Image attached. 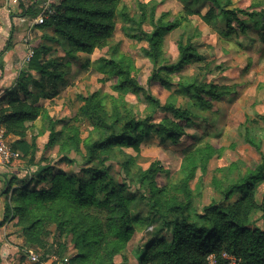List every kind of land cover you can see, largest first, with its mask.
<instances>
[{
	"label": "trees",
	"instance_id": "trees-1",
	"mask_svg": "<svg viewBox=\"0 0 264 264\" xmlns=\"http://www.w3.org/2000/svg\"><path fill=\"white\" fill-rule=\"evenodd\" d=\"M179 1L186 15L197 14L207 24L215 23L217 15H220L227 30L234 29V21H238L243 29L245 19L240 16L244 15L257 27V37L264 40L262 9L229 8L231 0ZM200 4L208 5L206 12L201 13ZM20 6L24 7L22 2ZM50 6L49 15L37 25L51 33L44 39L59 46L70 59L76 58L79 52L106 46L117 23L122 22L123 25H134L135 33L131 36L147 42L141 51L150 62L149 81L159 83L166 90H171L169 79L172 74L192 61L204 60L192 43L194 33L184 35L190 29L189 20L183 14L172 18L167 12L156 15L157 3L138 2L134 13L122 0H59ZM39 11V7L33 4L24 9L31 15ZM144 24L149 25V29H144ZM176 28L183 30L176 40L177 61L170 63L163 50V36ZM54 50L49 43L42 41L20 69L16 84L24 94L30 93L29 85L46 96L50 88L53 92L49 91V94L56 92L68 61L51 55ZM97 69L107 78L117 80L114 84L116 89L125 88L138 97L141 95L148 111L142 112V116L137 114L122 94L112 98L108 105L107 96L96 93L78 95L82 104L72 119L47 115L41 105L35 104L37 98L29 102L10 95L5 99L6 105L0 106V126L4 127L5 136H17L10 147L13 151H20L23 157L27 156L28 165L36 164L28 179L17 180L16 183V176L13 175L7 180L9 187L19 185L13 188L6 213L13 210L17 215V224L24 233L25 242L42 252L40 261L54 256L63 264H114L115 254L124 249L136 227L157 223L160 226L158 232L166 234L145 247L140 257L141 264H208V255L213 254L223 261L224 252L239 257L241 264H264V226H258L251 218L252 213L258 211L259 218L264 222V195L260 203L254 198L256 186L264 187V153L260 140L249 128H245V140L259 154V162L254 170L244 174L232 186L245 190L246 194L228 202L232 190L226 191L224 201L213 200L198 211L190 201L189 176L158 188L154 179L160 167L152 163L147 169H142L132 156L126 155L120 148L129 145L137 150L151 128L157 136L177 143L185 133L184 124L194 113L188 107L176 105L174 91L164 103L153 97L138 81L133 62L126 54L111 49L107 57L99 59ZM34 72L38 74L37 78ZM178 84L184 95L192 96L193 103L202 108H207L211 99H219L232 86L195 79L185 81L184 78L178 79ZM158 112H165L168 116L154 123ZM40 115L45 117L48 131V140L43 147L57 143L61 154L69 151L82 153L84 150L83 165L77 170L74 167L70 172L57 169L45 156H40L35 162L38 133H32L28 140L26 133L29 126L26 122H33ZM82 118L93 122L85 138L80 136L74 124L75 120ZM114 146L119 147L123 154L120 162L124 178L146 190L140 196L147 207L143 216L134 208L139 198L137 193L130 191L126 183L118 182L109 170L107 162L117 156ZM61 159L76 163L75 159L65 155ZM68 236L69 244L66 240Z\"/></svg>",
	"mask_w": 264,
	"mask_h": 264
},
{
	"label": "rangeland",
	"instance_id": "rangeland-1",
	"mask_svg": "<svg viewBox=\"0 0 264 264\" xmlns=\"http://www.w3.org/2000/svg\"><path fill=\"white\" fill-rule=\"evenodd\" d=\"M32 1L24 0L22 8L19 4L20 0H16L14 4L11 0H0V53L7 51L9 42L22 43L24 61L17 65L20 67L22 62L27 64L28 61L25 59L29 51H33L43 41L54 47L55 50L51 55L62 57L63 61L68 63L54 94H49V91L53 92L52 88L46 92L48 93L46 96L31 85L29 86L31 98L28 97L26 100L37 98V102L41 104L47 115L51 113L57 119H72L82 104L78 95L93 93L99 96L106 95L109 105L112 98L122 94L123 99L133 106L134 112L141 115L142 112L148 111L143 97L141 95L138 97L125 88L116 89L114 84L117 80L107 78L97 69L99 59L107 57L111 49L117 53L126 54L133 62L138 81L153 97L164 103L171 91H174L173 100L176 105L181 108L188 107L194 116L184 124L185 133L177 143L157 136L151 128L142 138L137 150L129 145H123L120 147L122 151L132 156L137 166L142 169H147L152 163L160 167L154 179L158 188L166 187L168 182L177 183L189 176L190 201L198 211L201 206H206L213 200L224 201L226 191L232 190L228 202H234L246 194L245 190L232 186L244 174L254 170L259 162V154L245 140L246 127L251 130L256 139L260 140L264 153V40L257 37V27L251 20L241 15L240 17L245 19L243 29L238 21H234L232 23L234 29L227 30L224 19L220 15H217L215 23L207 24L197 14L186 15L183 4L179 0H122L131 13L136 11L138 2L151 1L157 3L156 15L167 12L172 18L174 15L183 14L189 20L190 29L184 35L194 33L192 43L197 52L204 56V60L192 61L178 73L172 74L169 79L172 82L171 90H166L159 83L149 81L150 62L141 51V48L147 46V42L131 36L135 33L134 25H123L122 22H118L106 46L95 47L89 52H79L76 58L70 59L59 46L44 39L45 35L50 36L51 33L46 28L42 29L33 23L35 15L24 12L30 4L41 9L46 2V0ZM58 2L59 0H51L50 3ZM231 3L229 8L264 11V0H231ZM198 8L201 13H204L208 5L200 4ZM143 27L149 29L150 26L144 24ZM182 30L183 28H176L163 36V50L170 63L177 61L176 40ZM15 70L17 71L18 67ZM34 76L38 77V74L34 72ZM183 78L185 81L195 79L198 82L213 81L232 86L219 99H211L207 108H202L193 103L192 96L184 95L178 84V79L183 80ZM16 80L15 73L6 74L0 65V101L6 99L5 91L7 95L23 99V91L17 86ZM155 116L153 122L157 123L163 116L168 115L165 112H158ZM92 123L87 118L74 121L82 138L88 136ZM26 125L29 126L26 133L28 140L32 133H38L36 142L39 147L35 154V162L40 156H45L57 169L68 172L72 170V167L77 170L80 165H83V149L82 153L69 151L61 154L58 152L57 143L50 147H43L48 140L45 117L40 115ZM6 137L9 145L17 139L16 135H6ZM120 148L114 146L113 150L117 156L107 162L109 170L118 182L126 183L130 191L137 193L139 198L134 208L140 216H143L146 214L147 207L140 196L141 193H146V190L143 187L139 188V184L124 178L125 172L120 162L123 154ZM14 153L15 155L8 163L0 164V197L3 199L0 202L1 262L2 264H63L54 256L47 261H40L42 252L34 250L25 242L24 233L17 224V215L13 210L6 213V205L11 203L13 188L19 185L9 187L7 180L13 175L16 176V183H18L17 180L22 182L28 179L36 165H28L27 156L23 157L20 151L14 150ZM63 155L75 159L76 163L61 159ZM263 195L264 187L256 186L254 198L257 203L261 202ZM259 215L260 213L255 211L251 218L258 226L263 227L264 222ZM159 228L157 223L149 227H136L127 239L124 249L115 254L113 263L141 264L140 257L145 247L154 239L166 234L163 231L158 232ZM66 240L69 244L70 236L66 237ZM69 248H72L71 244ZM53 259L56 260L52 263Z\"/></svg>",
	"mask_w": 264,
	"mask_h": 264
},
{
	"label": "built area",
	"instance_id": "built-area-1",
	"mask_svg": "<svg viewBox=\"0 0 264 264\" xmlns=\"http://www.w3.org/2000/svg\"><path fill=\"white\" fill-rule=\"evenodd\" d=\"M51 0H46L45 6H42L40 11L34 16L33 23L41 24L43 20L49 15L51 11ZM33 51H29L26 61L30 59ZM15 155L14 151L7 142L5 130L0 126V164H6L10 161L11 157ZM208 264H241V259L233 254L224 252L222 254L223 261H219L213 254L208 255Z\"/></svg>",
	"mask_w": 264,
	"mask_h": 264
},
{
	"label": "crops",
	"instance_id": "crops-1",
	"mask_svg": "<svg viewBox=\"0 0 264 264\" xmlns=\"http://www.w3.org/2000/svg\"><path fill=\"white\" fill-rule=\"evenodd\" d=\"M23 3V5H24V0H20V3ZM11 3L12 4H14V3H16V0H11ZM19 3V4H20ZM18 4V3H17ZM31 15V14H30ZM13 44H14V46H13ZM10 45V46H9ZM7 46V45H6ZM8 46H9V48L7 49V51L6 52H3V53H0V65L3 67V70H4V72L6 73V74H8V75H12L13 73H15L16 75H18V73H19V71H20V69L22 68V67H24L26 64H24L23 62H22V64H21V66L19 67V66H17V65H20V62L21 61H24V57H23V52H22V50H23V44L22 43H18V42H12V43H8ZM7 46V47H8ZM25 61H26V59H25ZM18 67V70L16 71L15 69ZM34 74V73H33ZM36 77V76H35ZM37 78V77H36ZM0 86H1V83H0ZM29 86H31V85H29ZM28 86V91L30 92L31 91V89H30V87ZM20 89V88H19ZM5 95H6V97H9L10 95H7V92L5 91V93H4ZM31 92L29 93V94H24L23 93V98L24 99H26V98H31ZM12 96H14V95H12ZM26 101H29V102H31L32 101V99H30V100H26ZM1 102V105L2 106H4V105H6V101L4 100V101H0ZM35 104L36 105H41V104H39L37 101L35 102ZM0 105V106H1ZM50 114V116H52V117H54L51 113H49ZM28 122V121H27ZM26 122V123H27ZM48 132V131H47ZM9 136H12V135H9ZM47 136H48V134H47ZM7 138V137H6ZM3 199H2V197H0V202L2 201ZM0 264H2V262L0 263Z\"/></svg>",
	"mask_w": 264,
	"mask_h": 264
}]
</instances>
